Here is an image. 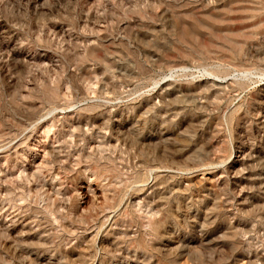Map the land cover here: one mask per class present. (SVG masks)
I'll return each instance as SVG.
<instances>
[{"label":"rangeland","instance_id":"374dc122","mask_svg":"<svg viewBox=\"0 0 264 264\" xmlns=\"http://www.w3.org/2000/svg\"><path fill=\"white\" fill-rule=\"evenodd\" d=\"M263 111L264 0H0V264H264Z\"/></svg>","mask_w":264,"mask_h":264},{"label":"bare ground","instance_id":"6f19581e","mask_svg":"<svg viewBox=\"0 0 264 264\" xmlns=\"http://www.w3.org/2000/svg\"><path fill=\"white\" fill-rule=\"evenodd\" d=\"M261 112H262V111H261ZM263 112H264V111H263ZM263 114H264V113H263ZM261 115H262V114H261ZM258 118H259V117H258ZM263 118H264V115H263ZM259 122H260V121H259ZM261 123H262V122H261ZM263 123H264V122H263ZM263 123H262V124H263ZM262 124H261V126H262ZM256 125H259V124L256 123ZM124 127H125V126H124ZM263 129H264V128H263ZM263 129H262V130H263ZM124 131H126V130H124ZM262 132H263V131H262ZM119 133H120V132H119ZM164 135H165V134H164ZM122 136H124V135H122ZM250 151H253V150H250ZM250 151H249V152H250ZM245 154H246V153H245ZM245 154H244V156H246ZM252 155H253V153H252ZM252 155H251V156H252ZM249 156H250V155H249ZM251 156H250V159H251ZM258 157H259V156H258ZM243 158H244V157H243ZM243 158H242V159H243ZM260 158H261V157H260ZM260 158H258V159H260ZM258 159H257V160H258ZM239 160H240V159H239ZM239 160H238V161H239ZM243 160H244V159H243ZM252 160H253V159H252ZM248 161H249V159H248ZM248 161H247V162H248ZM254 161H256V160H254ZM245 162H246V161H245ZM259 162H260V161H259ZM261 162H262V161H261ZM234 165H235V164H234ZM242 166H243V164H242ZM263 166H264V165H263ZM248 167H250V166H248ZM246 168H247V166H246ZM251 168H252V166H251ZM247 169H248V168H247ZM247 169H245L244 171H246ZM253 169H254V168H253ZM253 169H251V170H253ZM240 170H241V169H240ZM249 170H250V169H249ZM262 170H264V169H262ZM236 171H237V170H236ZM236 171H235V172H236ZM233 172H234V171H233ZM240 172H241V171H240ZM246 172H247V171H246ZM249 172H250V171H249ZM253 173H254V172H253ZM253 173H252V174H253ZM235 174H236V173H235ZM242 174H244V173H241V175H242ZM245 174H246V173H245ZM260 174H262V173H260ZM228 175H229V174H228ZM263 175H264V173H263ZM236 176H239V175L236 174ZM249 177H250V176H249ZM256 177H257V176H256ZM220 178H222V177L220 176ZM240 178H242V177H240ZM232 179H233V178H232ZM238 179H239V178H238ZM246 179H247V178H246ZM248 179H249V178H248ZM252 179H253V178H252ZM252 179H251V180H252ZM263 179H264V178H263ZM244 180H245V178H244ZM254 180H255V179H254ZM160 181H161V180H160ZM248 181H250V180H248ZM258 181H259V180H258ZM260 181H261V179H260ZM263 181H264V180H263ZM232 182H233V181H232ZM238 182H239V181H238ZM251 182H252V181H251ZM251 182H249V183H251ZM234 183H235V182H234ZM260 184H261V183H260ZM245 185H246V184H245ZM252 185H253V184H252ZM248 186H249V185H248ZM254 186H255V185H254ZM260 186H261V185H260ZM260 186H259V187H260ZM263 186H264V185H263ZM263 186H261V187H263ZM261 187H260V188H261ZM241 188H242V187H241ZM244 188H245V187H244ZM263 188H264V187H263ZM157 189H158V188H157ZM247 189H249V188L247 187ZM252 189H253V188H252ZM258 190H260V189H258ZM243 191H244V190H243ZM180 192H181V191H180ZM245 192H246V191H245ZM245 192H244V193H245ZM261 192H262V190H261ZM238 193H239V192H238ZM258 193H259V192H258ZM262 193H263V192H262ZM262 193H260V194H262ZM239 194H242V192L239 193ZM262 195H264V194H262ZM243 196H244V195H243ZM263 199H264V198H263ZM241 200H242V199H241ZM241 203H242V202H241ZM204 215H205V214H204Z\"/></svg>","mask_w":264,"mask_h":264}]
</instances>
